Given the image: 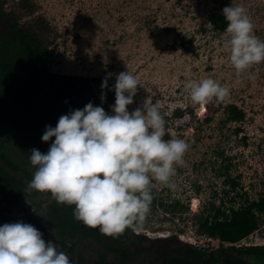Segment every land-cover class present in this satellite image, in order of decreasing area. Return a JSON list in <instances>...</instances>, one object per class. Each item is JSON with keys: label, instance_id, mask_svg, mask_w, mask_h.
Masks as SVG:
<instances>
[{"label": "rangeland", "instance_id": "rangeland-1", "mask_svg": "<svg viewBox=\"0 0 264 264\" xmlns=\"http://www.w3.org/2000/svg\"><path fill=\"white\" fill-rule=\"evenodd\" d=\"M231 4L246 8L255 34L264 39V0H0L3 12L37 36L51 73L106 79L100 102L109 97L114 104L116 75L131 72L139 85L129 111L146 99L157 103L166 122L164 139L182 138L189 144L172 186L153 183L150 211L142 230L130 228L134 234L161 241L176 237L208 251L219 243L199 232L196 217L206 216L210 203L226 209L264 196V62L237 76L224 47L230 34L208 22L211 13L223 15L222 9ZM207 77L228 87L230 95L224 101L195 104L184 87L186 80ZM230 104L245 113L241 122L227 119L225 107ZM0 147L16 170L1 161L0 168L25 190L17 202L3 200L9 214L34 211L61 241L50 215L53 198L47 191L28 189L35 171L30 153L19 135L1 123ZM259 219L257 232L246 242L264 244V215ZM43 238L49 241L44 233ZM65 243V252L74 247L73 264H96L101 258L110 264H138L131 257L119 263L120 245L115 243L78 236L66 237Z\"/></svg>", "mask_w": 264, "mask_h": 264}, {"label": "clouds", "instance_id": "clouds-1", "mask_svg": "<svg viewBox=\"0 0 264 264\" xmlns=\"http://www.w3.org/2000/svg\"><path fill=\"white\" fill-rule=\"evenodd\" d=\"M230 34L224 47L240 76L264 62V39L243 5L222 9ZM249 78L252 74L249 73ZM139 82L129 71L116 75L112 112L89 101L83 108L62 114L53 127L46 125L42 141L48 150H30L35 171L29 190L50 192L58 203L74 205L77 220L108 235L126 228L142 230L153 200L154 182L172 186L176 166L184 163L189 144L182 138L164 139L166 122L157 103L146 99L131 112ZM108 87L107 80L101 88ZM193 103L224 101L230 89L211 77L187 79L184 85ZM104 93L101 94V100ZM0 264H72L69 255L33 224L24 221L0 225Z\"/></svg>", "mask_w": 264, "mask_h": 264}, {"label": "trees", "instance_id": "trees-1", "mask_svg": "<svg viewBox=\"0 0 264 264\" xmlns=\"http://www.w3.org/2000/svg\"><path fill=\"white\" fill-rule=\"evenodd\" d=\"M208 22L216 30L226 32L227 21L224 15L211 13ZM46 60V50L37 36L20 28L11 14L3 12L0 6V123L19 135L21 144L29 153L32 148L41 152L48 150L54 137L45 142L41 140V136L45 126L54 127L62 114L83 108L89 101L94 106H102L109 113L110 106L113 105L109 97L100 102L103 78L51 73L46 66ZM225 111L231 122H241L245 117L243 110L233 104L226 106ZM0 161L8 169L16 170L1 153ZM0 193L3 197L0 199L2 203L3 200L7 203L17 202L25 194L22 182L4 168H0ZM47 193L53 198L50 192ZM53 200L50 215L59 233L63 235L61 241L53 239L60 249L66 248V237L78 236L102 244L115 243L120 245L119 256L122 260L119 263H127L131 257L138 264H248L247 259L250 256L264 252V247L233 246L259 228V216L264 215V196L252 201L245 199L238 207L229 206L226 209L210 203L208 214L196 217L199 232L219 242L218 248H210L207 253L179 241L176 237L162 240L167 242L164 245L161 240H150L140 233L134 234L130 228L115 236L104 234L99 231V227H91L77 220L73 214L74 205L58 203L54 198ZM5 211L9 214L7 206ZM27 213L37 216L34 211ZM38 218L46 225L43 219ZM21 221L31 223L45 232L32 218ZM6 222L15 221L7 219L0 211V225ZM46 226L52 235V227ZM149 242L158 247H150ZM68 251L72 255L73 264L74 247ZM114 252L117 250L112 251ZM96 264L110 262L101 258Z\"/></svg>", "mask_w": 264, "mask_h": 264}, {"label": "water", "instance_id": "water-1", "mask_svg": "<svg viewBox=\"0 0 264 264\" xmlns=\"http://www.w3.org/2000/svg\"><path fill=\"white\" fill-rule=\"evenodd\" d=\"M0 211H1L2 215L5 216L7 219L14 220V221H18V220H21L24 218H32L33 220H35L40 225V227L43 230H45L47 232V236H48L49 241L54 242L53 238L50 235V232L47 230V226L37 216L32 215L30 213H20L16 216L10 215L5 211L4 204L1 202V200H0ZM69 257H70V255H69ZM251 261H252L251 264H264V256L263 257H259V256L254 257L251 259Z\"/></svg>", "mask_w": 264, "mask_h": 264}, {"label": "flooded vegetation", "instance_id": "flooded-vegetation-1", "mask_svg": "<svg viewBox=\"0 0 264 264\" xmlns=\"http://www.w3.org/2000/svg\"><path fill=\"white\" fill-rule=\"evenodd\" d=\"M258 230V229H257ZM45 231V230H44ZM44 234H46V236H47V232L45 231V232H43ZM50 235H51V233H50ZM48 237V236H47ZM51 237H52V235H51ZM53 238V237H52ZM49 240V239H48ZM54 240V239H53ZM54 243H55V241H54ZM219 243V242H218ZM56 244V243H55ZM218 246H219V244H218ZM218 246H216L215 247V249L216 248H218ZM240 247H264V244L263 243H259V244H256V245H253V246H244V245H241V246H238V247H235V248H240ZM58 249H60V248H58ZM60 250H64V249H60ZM202 251H204L205 253H207L208 251H205V250H202ZM67 254H69L70 255V259H72V255L70 254V252L68 251V252H66ZM257 256H259V257H263L264 256V252H262V253H258L257 255H254V256H250L248 259H247V261H248V264H251V259L252 258H254V257H257Z\"/></svg>", "mask_w": 264, "mask_h": 264}, {"label": "built area", "instance_id": "built-area-1", "mask_svg": "<svg viewBox=\"0 0 264 264\" xmlns=\"http://www.w3.org/2000/svg\"><path fill=\"white\" fill-rule=\"evenodd\" d=\"M257 232L254 231L252 232L251 234H249L247 237H245L244 239L240 240L238 243H235L233 244L234 246L238 247V246H241V245H244V246H253V245H256V244H252V243H248L246 242L247 240H250L252 239L253 235ZM209 239H212V238H209ZM216 240V239H215ZM218 241V240H217ZM254 242L257 243L258 242V239L257 237L254 238Z\"/></svg>", "mask_w": 264, "mask_h": 264}, {"label": "bare ground", "instance_id": "bare-ground-1", "mask_svg": "<svg viewBox=\"0 0 264 264\" xmlns=\"http://www.w3.org/2000/svg\"><path fill=\"white\" fill-rule=\"evenodd\" d=\"M196 203H197V201L194 200V201H193V208L196 207Z\"/></svg>", "mask_w": 264, "mask_h": 264}]
</instances>
